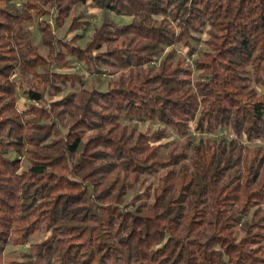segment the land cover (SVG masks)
<instances>
[{"label": "trees", "instance_id": "1", "mask_svg": "<svg viewBox=\"0 0 264 264\" xmlns=\"http://www.w3.org/2000/svg\"><path fill=\"white\" fill-rule=\"evenodd\" d=\"M88 4L127 22L105 14L84 44L60 35ZM66 54L121 71L49 104L85 82L55 70ZM259 88L264 0H0V258L43 229L26 264H264ZM221 130L234 137L195 141ZM171 131L184 143L163 141ZM161 170L153 192L132 193Z\"/></svg>", "mask_w": 264, "mask_h": 264}, {"label": "rangeland", "instance_id": "2", "mask_svg": "<svg viewBox=\"0 0 264 264\" xmlns=\"http://www.w3.org/2000/svg\"><path fill=\"white\" fill-rule=\"evenodd\" d=\"M16 1H21V0H16ZM107 14L110 17H114L116 21L120 22V23H126L127 22V18L126 17H121V16H113L114 13H108L106 11H103L99 8L93 7L91 5H77L75 7H73L70 11V16L67 17V19L65 20L64 24H62L60 26V29L57 31L60 35L62 36H67V38L69 39L74 33H77L80 37H84L81 38V43H85L86 39H89L92 34L94 33V28L101 25V23L103 22V16ZM73 15H76V17L81 19V23L83 26H86L85 28H81V27H77V29H72L73 26H78L76 24L73 25V23L71 24L72 20L71 17ZM50 20V19H48ZM51 22V21H50ZM31 28L35 30V35H34V41L35 43L39 44L40 49L42 52H44L45 54L48 52L47 48L45 47V45H43L42 43H40V32H38L37 28L34 25H31ZM74 30V31H73ZM202 38L206 37V34L201 35ZM203 45L199 44V47L201 48ZM169 49V48H167ZM176 49V58H178L180 61H182V65H189L191 64L192 60L191 57H189L187 55V51L188 48L184 45H177L175 47ZM197 52L194 53V55H196ZM163 55H160L156 58H154V60H152L150 62V66H156L160 63L161 59H162ZM66 58L67 60L70 62V65L68 66H63V67H55V70L60 71V72H72V73H78L80 78H83L85 80V82L83 84H81L80 82H76L71 85V84H66L63 89L64 91L59 92L58 94H51L48 102L49 104L55 100L61 99L62 96H64V94L69 91V90H76L78 91L81 86H85L86 88H93V87H97L99 89H105L107 86V82H109L110 79H115L121 70L118 71H113V69L109 68V70H105L103 72H99V74L93 70H90L88 68V66L85 63H82L80 61H78V58L71 56V55H67L66 54ZM104 68V67H103ZM259 90L261 92L264 91L263 88H259ZM24 98H22L20 100V105L24 102ZM138 127L140 128V130L147 132V133H152L153 131L159 129L162 127V125L160 123L157 122H149V121H140L137 122ZM224 130L219 131V133H215L214 135L211 134H199L196 133L195 135V141H199L201 139V137L203 138H212L214 137H218L220 136V134L224 133L225 137L228 139H232L234 137V134L232 133L231 130H227V132H223ZM177 140L179 141V143H184L185 139L183 136H181L180 134L171 131L169 133V135L163 140V141H167V140ZM244 140H247L246 138H244ZM257 143H261V140L256 141ZM263 142V141H262ZM164 170H161L159 173L152 175V176H148L147 178H145L144 182L141 184H138L135 189H133L132 193L135 194L137 192H141L144 193L146 191H150L153 192V189L155 188V186L158 183V178L161 174H163ZM130 194V192L128 193V195ZM130 198V197H128ZM47 235L46 231L43 229H40L39 231H37L36 233H34V235L28 239H18L16 241H13L11 244H9L5 250V252L3 253V255L0 258V263L1 264H26L27 262V254L30 251V246L31 243L40 241L42 239L45 238V236Z\"/></svg>", "mask_w": 264, "mask_h": 264}]
</instances>
